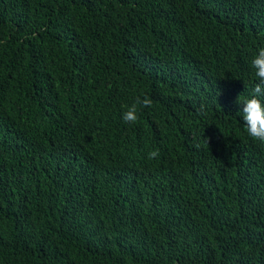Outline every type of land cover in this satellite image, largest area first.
<instances>
[{"label":"trees","instance_id":"trees-1","mask_svg":"<svg viewBox=\"0 0 264 264\" xmlns=\"http://www.w3.org/2000/svg\"><path fill=\"white\" fill-rule=\"evenodd\" d=\"M262 47L264 0H0V264H264Z\"/></svg>","mask_w":264,"mask_h":264},{"label":"clouds","instance_id":"clouds-1","mask_svg":"<svg viewBox=\"0 0 264 264\" xmlns=\"http://www.w3.org/2000/svg\"><path fill=\"white\" fill-rule=\"evenodd\" d=\"M251 66L255 70L258 83L254 87L251 98L242 99L239 96L237 103L243 105L242 114L248 136L255 141L264 143V103L258 98L264 95V47L258 49L251 61ZM152 105L153 101L148 96L145 95L143 98L137 97L135 103L124 111L122 116L123 121L127 124H136L139 120L137 114L138 106L139 108H150ZM159 155L158 149L152 150L148 153V159L155 160Z\"/></svg>","mask_w":264,"mask_h":264}]
</instances>
